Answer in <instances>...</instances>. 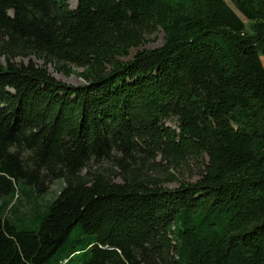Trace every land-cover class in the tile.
I'll return each mask as SVG.
<instances>
[{
    "label": "trees",
    "instance_id": "obj_1",
    "mask_svg": "<svg viewBox=\"0 0 264 264\" xmlns=\"http://www.w3.org/2000/svg\"><path fill=\"white\" fill-rule=\"evenodd\" d=\"M70 2L0 0V264H264V0Z\"/></svg>",
    "mask_w": 264,
    "mask_h": 264
},
{
    "label": "rangeland",
    "instance_id": "obj_2",
    "mask_svg": "<svg viewBox=\"0 0 264 264\" xmlns=\"http://www.w3.org/2000/svg\"><path fill=\"white\" fill-rule=\"evenodd\" d=\"M70 5H71L72 9L77 8L78 0H71ZM157 37L158 38L154 42H150L149 44H146L145 46L141 47L140 49L132 50L131 51V57L134 56L138 52V50L155 49V48L161 47L164 43L163 33H159ZM30 60H33L39 66H43V61L38 60L36 57L26 58V59L20 58V59L15 60V62L16 63H21V62L29 63ZM1 63L6 64V61L4 58L1 59ZM75 70L77 73H81L83 71V69H80V68H75ZM49 71L59 81H62V82L67 83L69 85L80 86V85L85 84L83 79L77 74H72L71 76H65L64 74L58 73L52 66H49ZM168 124L171 126H175V123L173 121H170ZM194 171H195L194 177L189 179L192 182L196 181L199 178L200 170H198L196 165H194ZM61 186H62L61 182H56V183L52 184L50 189H49V194L46 196V201H50L51 199H53L55 197V195L57 193H59ZM167 187L175 188L176 185L175 184H169V185H167Z\"/></svg>",
    "mask_w": 264,
    "mask_h": 264
},
{
    "label": "water",
    "instance_id": "obj_3",
    "mask_svg": "<svg viewBox=\"0 0 264 264\" xmlns=\"http://www.w3.org/2000/svg\"><path fill=\"white\" fill-rule=\"evenodd\" d=\"M76 9V8H75ZM75 9H73V10H75Z\"/></svg>",
    "mask_w": 264,
    "mask_h": 264
},
{
    "label": "bare ground",
    "instance_id": "obj_4",
    "mask_svg": "<svg viewBox=\"0 0 264 264\" xmlns=\"http://www.w3.org/2000/svg\"><path fill=\"white\" fill-rule=\"evenodd\" d=\"M75 2V1H74ZM76 3V2H75Z\"/></svg>",
    "mask_w": 264,
    "mask_h": 264
}]
</instances>
